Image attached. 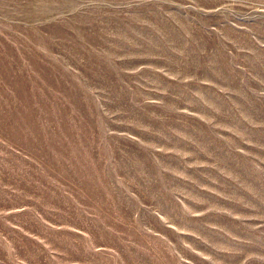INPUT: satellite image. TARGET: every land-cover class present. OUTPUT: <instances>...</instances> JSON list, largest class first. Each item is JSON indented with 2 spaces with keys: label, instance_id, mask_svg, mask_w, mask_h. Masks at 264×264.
I'll return each mask as SVG.
<instances>
[{
  "label": "rangeland",
  "instance_id": "rangeland-1",
  "mask_svg": "<svg viewBox=\"0 0 264 264\" xmlns=\"http://www.w3.org/2000/svg\"><path fill=\"white\" fill-rule=\"evenodd\" d=\"M0 264H264V0H0Z\"/></svg>",
  "mask_w": 264,
  "mask_h": 264
}]
</instances>
